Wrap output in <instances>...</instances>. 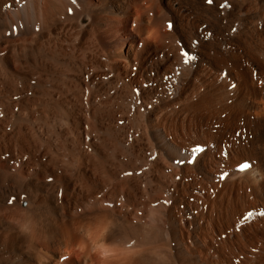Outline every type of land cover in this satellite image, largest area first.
Segmentation results:
<instances>
[{
  "label": "bare ground",
  "instance_id": "6f19581e",
  "mask_svg": "<svg viewBox=\"0 0 264 264\" xmlns=\"http://www.w3.org/2000/svg\"><path fill=\"white\" fill-rule=\"evenodd\" d=\"M0 264H264V0H0Z\"/></svg>",
  "mask_w": 264,
  "mask_h": 264
},
{
  "label": "snow or ice",
  "instance_id": "6c2138e0",
  "mask_svg": "<svg viewBox=\"0 0 264 264\" xmlns=\"http://www.w3.org/2000/svg\"><path fill=\"white\" fill-rule=\"evenodd\" d=\"M212 2V0H209V3H211ZM184 55H186V54H184ZM201 149H195L194 151H200ZM244 167H247V165H244ZM9 203H11V201H9ZM249 215H251V213H249Z\"/></svg>",
  "mask_w": 264,
  "mask_h": 264
},
{
  "label": "rangeland",
  "instance_id": "374dc122",
  "mask_svg": "<svg viewBox=\"0 0 264 264\" xmlns=\"http://www.w3.org/2000/svg\"><path fill=\"white\" fill-rule=\"evenodd\" d=\"M192 200V199H191ZM64 258H67V256H64Z\"/></svg>",
  "mask_w": 264,
  "mask_h": 264
}]
</instances>
